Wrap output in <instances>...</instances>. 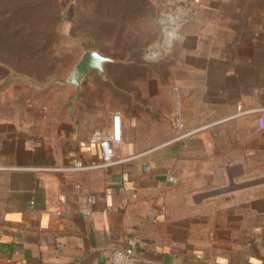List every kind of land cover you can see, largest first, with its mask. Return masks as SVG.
<instances>
[{
  "label": "crops",
  "instance_id": "1",
  "mask_svg": "<svg viewBox=\"0 0 264 264\" xmlns=\"http://www.w3.org/2000/svg\"><path fill=\"white\" fill-rule=\"evenodd\" d=\"M189 6L187 27L147 52L149 75L119 91L117 110L108 90L94 104L73 86L63 111L55 88L39 96L0 75V264H109L130 237L136 264H264V0ZM174 87L185 140L171 123ZM115 113V163L71 170L101 163L89 139Z\"/></svg>",
  "mask_w": 264,
  "mask_h": 264
},
{
  "label": "rangeland",
  "instance_id": "2",
  "mask_svg": "<svg viewBox=\"0 0 264 264\" xmlns=\"http://www.w3.org/2000/svg\"><path fill=\"white\" fill-rule=\"evenodd\" d=\"M189 1L0 0V75L36 86L39 96L55 88L50 99L59 96L68 111L75 88L56 79L67 78L83 52L97 51L123 63L105 66L103 76L91 71L78 93L95 104L107 100L108 90L109 106L117 110L119 91L149 75L147 52L162 41L170 49L189 24ZM132 63L146 66V73Z\"/></svg>",
  "mask_w": 264,
  "mask_h": 264
},
{
  "label": "built area",
  "instance_id": "3",
  "mask_svg": "<svg viewBox=\"0 0 264 264\" xmlns=\"http://www.w3.org/2000/svg\"><path fill=\"white\" fill-rule=\"evenodd\" d=\"M165 42V41H164ZM173 112L171 117V123L173 128L177 131L176 140H185L193 134V131H186L183 119L182 102L178 88H173ZM259 129H264V120L258 119ZM120 139V116L115 113L111 116V125L108 132H102L96 130L90 136V143H97L101 151V163L98 165H85L82 161L76 160L73 162L71 170H92L95 168H104L111 166L115 163L114 153L116 147L119 145ZM167 181L171 184H176L177 179L174 177H168ZM89 203L93 204L94 199L89 198ZM161 211L165 210L164 206H160ZM79 213L82 216H90L89 208H80ZM157 215L154 210L149 212V218L156 219ZM138 239L136 237H130L127 241V245L124 249H114L111 251L109 264H136L135 249L137 247Z\"/></svg>",
  "mask_w": 264,
  "mask_h": 264
},
{
  "label": "water",
  "instance_id": "4",
  "mask_svg": "<svg viewBox=\"0 0 264 264\" xmlns=\"http://www.w3.org/2000/svg\"><path fill=\"white\" fill-rule=\"evenodd\" d=\"M181 11H184L183 8ZM115 62L116 61L114 59L101 55L97 51H85L81 55L80 60L74 66L70 75L67 78L56 79V82L62 85H72L76 88V90H79L82 81L91 71L95 70L103 76L104 65ZM258 183L261 182H254V184Z\"/></svg>",
  "mask_w": 264,
  "mask_h": 264
},
{
  "label": "trees",
  "instance_id": "5",
  "mask_svg": "<svg viewBox=\"0 0 264 264\" xmlns=\"http://www.w3.org/2000/svg\"><path fill=\"white\" fill-rule=\"evenodd\" d=\"M12 79H13V80H15L16 78H15V79H14V78H12Z\"/></svg>",
  "mask_w": 264,
  "mask_h": 264
}]
</instances>
